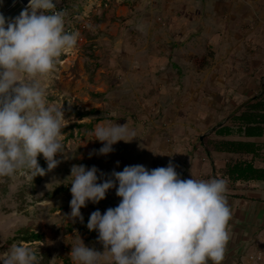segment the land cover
I'll use <instances>...</instances> for the list:
<instances>
[{
    "label": "rangeland",
    "instance_id": "rangeland-1",
    "mask_svg": "<svg viewBox=\"0 0 264 264\" xmlns=\"http://www.w3.org/2000/svg\"><path fill=\"white\" fill-rule=\"evenodd\" d=\"M153 2L145 23L144 7H133L134 0H61L71 33H79L78 42L42 82L48 103L62 105L64 150L50 171L42 155L37 157L46 172L42 178L0 179V253L14 244L27 245L37 250L40 264H73L69 253L79 237L85 246L104 251L98 233L86 224L92 212L103 214L120 198L114 187L99 203L81 208L83 222L68 219L73 165L95 166L98 183L101 173L107 179L125 166L152 170L169 163L182 180L223 179L220 170L228 157L210 152L205 142L216 138L212 130L229 124L234 110L260 92L264 67H257L260 44L252 39L258 34L248 30V22L237 23L240 30L230 26L228 18H221L224 11L217 12L215 31L206 7L194 13L176 7L175 14L173 5L169 11L163 9L165 1ZM148 28L150 33L145 32ZM108 122L124 124L137 136L100 155L103 144L95 140L94 129ZM226 183L225 196L233 206L255 196L257 186L252 183ZM27 233L41 238L23 239ZM249 246L254 251L239 255L238 264L263 263L264 242L255 240ZM258 253L260 261L249 259Z\"/></svg>",
    "mask_w": 264,
    "mask_h": 264
},
{
    "label": "clouds",
    "instance_id": "clouds-1",
    "mask_svg": "<svg viewBox=\"0 0 264 264\" xmlns=\"http://www.w3.org/2000/svg\"><path fill=\"white\" fill-rule=\"evenodd\" d=\"M79 33L65 29V13L56 0H28L18 16L0 13V179L44 176L60 163L63 153L62 105L47 101L43 78L59 58L77 45ZM103 144L100 155L117 142H131L135 130L111 122L94 129ZM95 166L73 165L71 212L68 219L83 222L81 208L99 203L115 187L119 204L103 214L92 212L86 227L98 233L104 251L85 246L81 238L71 246L73 264H223L230 236L232 212L223 179L182 180L169 163L152 170L125 166L98 183ZM42 257V256H41ZM0 264H40L37 250L14 244L0 253Z\"/></svg>",
    "mask_w": 264,
    "mask_h": 264
},
{
    "label": "crops",
    "instance_id": "crops-1",
    "mask_svg": "<svg viewBox=\"0 0 264 264\" xmlns=\"http://www.w3.org/2000/svg\"><path fill=\"white\" fill-rule=\"evenodd\" d=\"M153 1L154 0H134L133 7L135 6V4L141 5V8L142 6L144 7L145 13L143 14L144 17L142 18V20L145 23L149 22L148 17L151 18V15L149 14L147 17L146 13L147 11H149L148 9L151 8V12H153L152 9L154 7V3H157ZM163 1L167 3L166 5H163V9L165 10V8H170L169 11H171L172 7L174 6L173 8L175 9V14L178 12V7H181L184 12L185 10H188L187 13L189 11L194 13L195 8H199L201 6L206 7L205 12H207V17L209 18L208 24L210 25L212 23L213 29L215 31L218 30L217 12L221 13L222 11H224V15H222L221 18H228V24L230 26L234 24L237 25V23L240 24L241 21H244L243 23L248 22V30H252V32L250 31L252 34H258L256 37H252L253 41L258 40V44H260L257 55V67H264V0H207L205 4H202L201 1H199L200 4H195L194 1L190 0ZM184 4L186 5L183 6ZM158 6H155V8ZM138 15L140 14L138 10H136L135 16L133 18L136 19ZM254 17L255 21H252ZM182 20L183 18H180L177 22L179 24H182ZM182 27L183 26H181V30L186 28V26L183 29ZM148 29H145V32L150 33V28ZM236 30H240V27L238 25L236 27ZM262 86H264V83L262 84ZM261 166L264 167V165ZM187 179L191 178H185V180ZM252 185L257 186L256 191H254L256 192L254 194L255 196H251L253 199L247 198L245 199L244 203L241 202L242 200H240V203L237 206H233L230 200L227 202L232 212V217L228 223L230 239L226 247L223 264H238L239 255H241L245 251H254L255 247L249 246L250 242L253 243L255 240L257 242L259 240L264 242V183H252ZM209 264H211V262H209ZM261 264H264V262Z\"/></svg>",
    "mask_w": 264,
    "mask_h": 264
},
{
    "label": "trees",
    "instance_id": "trees-1",
    "mask_svg": "<svg viewBox=\"0 0 264 264\" xmlns=\"http://www.w3.org/2000/svg\"><path fill=\"white\" fill-rule=\"evenodd\" d=\"M229 121L214 128L212 134L216 138L205 142L210 152L228 157L221 176L232 185L264 183V86L256 97L235 109ZM21 237L30 241L41 238L35 233Z\"/></svg>",
    "mask_w": 264,
    "mask_h": 264
},
{
    "label": "water",
    "instance_id": "water-1",
    "mask_svg": "<svg viewBox=\"0 0 264 264\" xmlns=\"http://www.w3.org/2000/svg\"><path fill=\"white\" fill-rule=\"evenodd\" d=\"M28 0H0V13L6 19H11L19 15L26 8Z\"/></svg>",
    "mask_w": 264,
    "mask_h": 264
},
{
    "label": "built area",
    "instance_id": "built-area-1",
    "mask_svg": "<svg viewBox=\"0 0 264 264\" xmlns=\"http://www.w3.org/2000/svg\"><path fill=\"white\" fill-rule=\"evenodd\" d=\"M56 4H57V10L63 11L65 13V29L67 32L71 33V27L67 25L68 14H67V9H66L65 5H63L61 3V0H56ZM79 39L81 40V38H79ZM249 259L251 261H260L261 260V254L258 253L255 257L250 256Z\"/></svg>",
    "mask_w": 264,
    "mask_h": 264
}]
</instances>
